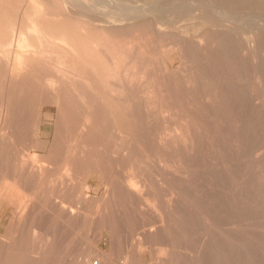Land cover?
<instances>
[{
  "label": "rangeland",
  "instance_id": "rangeland-1",
  "mask_svg": "<svg viewBox=\"0 0 264 264\" xmlns=\"http://www.w3.org/2000/svg\"><path fill=\"white\" fill-rule=\"evenodd\" d=\"M0 48V264H264V0H0Z\"/></svg>",
  "mask_w": 264,
  "mask_h": 264
},
{
  "label": "bare ground",
  "instance_id": "bare-ground-1",
  "mask_svg": "<svg viewBox=\"0 0 264 264\" xmlns=\"http://www.w3.org/2000/svg\"><path fill=\"white\" fill-rule=\"evenodd\" d=\"M40 37H41V36H40ZM96 38H97V37H96ZM23 41H25V40H23ZM24 44H25V43H24ZM0 49H1V48H0ZM3 49H4V48H3ZM31 49H32V48H31ZM49 49H50V48H49ZM33 50H34V49H33ZM7 55H8V54H7ZM29 55H30V54H29ZM5 57H7V56H5ZM7 58H8V57H7ZM17 58L19 59V56H17ZM20 58H21V56H20ZM18 59H17V60H18ZM24 59H25V58H24ZM4 60H5V59H4ZM8 60H9V59H8ZM21 60H22V63L25 61V60H23V59H21ZM21 60H20V61L18 60V61L21 63ZM20 63H19V64H20ZM26 64H27V63H26ZM20 65H24V63H23V64H20ZM20 65H19V66H20ZM8 66H9V65H8ZM71 73H72V72H71ZM8 75H9V74H8ZM24 83H25V82H24ZM16 84H17V83H16ZM16 86H17V85H16ZM13 90H14V89H13ZM11 121H12V120H11ZM14 122H15V121H14ZM85 143H86V142H85ZM84 146H85V145H84ZM28 156H29V155H28ZM74 161H75V158H74ZM33 162H34V161H33ZM72 163H74V162H72ZM33 164H34V163H33ZM38 166H39V165H38ZM72 166H73V164H72ZM36 167H37V166H36ZM38 168H39V167H37V170L35 169V171L39 172V171H38V170H39ZM69 168H70V167H69ZM73 168H74V167H73ZM40 169H41V168H40ZM45 175H46V174H45ZM22 179H23V178H22ZM19 181H20V180H19ZM131 182H132V181H131ZM133 182H134V181H133ZM134 184H135V183H134ZM21 185H22V184H21ZM4 186H5V185H4ZM4 186H3V187H4ZM131 186H132V185H131ZM1 190H2V189H1ZM40 202H41V201H40ZM13 205H14V204H13ZM74 211H75V210H74ZM19 214H21L20 216H22V213H21V212H20ZM74 214H77V213H73V215H74ZM20 216H19V218H21L20 221H22V217H20ZM12 218H13V217H12ZM15 219L17 220L18 218H15ZM24 219H25V218H24ZM18 220H19V219H18ZM13 221H14V220H13ZM78 221H79V220H78ZM17 223H19V221H18ZM15 227H16V226H15ZM34 229H35V228H34ZM32 230H33V229H32ZM36 233H37V232H36ZM37 234H38V233H37ZM40 237H41V236H40ZM223 237H224V236H223ZM45 238H46V237H45ZM39 239H40V238H39ZM49 239H50V238H49ZM49 239H48V240H49ZM43 242H44V241H43ZM45 243H46V242H45ZM47 244H48V243H47ZM9 246H10V245H9ZM10 248H11V247H10ZM11 250H12V249H11ZM12 251H13V250H12ZM38 251H39V250H38ZM53 251H54V250H53ZM17 252H18V251H17ZM10 253H11V252H10ZM16 259H17V258H16ZM13 261H14V260H13ZM20 262H21V261H20ZM10 263H11V262H10Z\"/></svg>",
  "mask_w": 264,
  "mask_h": 264
}]
</instances>
